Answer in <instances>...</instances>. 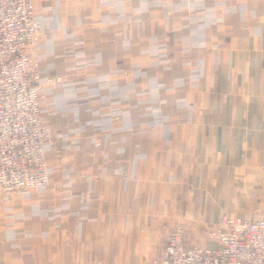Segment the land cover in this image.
Instances as JSON below:
<instances>
[{
	"label": "crops",
	"instance_id": "1",
	"mask_svg": "<svg viewBox=\"0 0 264 264\" xmlns=\"http://www.w3.org/2000/svg\"><path fill=\"white\" fill-rule=\"evenodd\" d=\"M33 2L51 185L0 193V264H151L264 210V0Z\"/></svg>",
	"mask_w": 264,
	"mask_h": 264
},
{
	"label": "built area",
	"instance_id": "2",
	"mask_svg": "<svg viewBox=\"0 0 264 264\" xmlns=\"http://www.w3.org/2000/svg\"><path fill=\"white\" fill-rule=\"evenodd\" d=\"M50 29L37 20L33 0H0V193L28 196L48 189V120L45 85L37 58ZM216 247L189 246L179 224L151 264H264V216L225 215L208 233Z\"/></svg>",
	"mask_w": 264,
	"mask_h": 264
},
{
	"label": "rangeland",
	"instance_id": "3",
	"mask_svg": "<svg viewBox=\"0 0 264 264\" xmlns=\"http://www.w3.org/2000/svg\"><path fill=\"white\" fill-rule=\"evenodd\" d=\"M49 37H50V35H49ZM49 112H50V114H54L55 111L52 110V109H49ZM261 213H264V210H260V211L255 210L253 212L252 219L259 218V217L263 216ZM192 223L193 224H188V223L182 222V221H180L179 223H177V226L179 224H182L184 226V228H185L186 241L189 244V246L205 245L203 243H205L206 240L208 242H211L210 239H209L208 233L210 232L211 229L215 228L216 226L213 227V228H210L211 227L210 225H204V226L203 225H199V226H197V224L195 222H192ZM200 226H202V230H199V227ZM173 231L174 230H171L170 232H168V234H167V241H168V237L170 236V234ZM167 241H166V243H167ZM200 242H201V244H199Z\"/></svg>",
	"mask_w": 264,
	"mask_h": 264
}]
</instances>
